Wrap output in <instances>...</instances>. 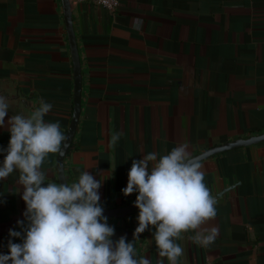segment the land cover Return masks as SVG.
I'll list each match as a JSON object with an SVG mask.
<instances>
[{
  "label": "crops",
  "instance_id": "0c3cea01",
  "mask_svg": "<svg viewBox=\"0 0 264 264\" xmlns=\"http://www.w3.org/2000/svg\"><path fill=\"white\" fill-rule=\"evenodd\" d=\"M72 14L82 112L65 173L68 183L83 171L102 180L104 210L135 202L138 193L125 197L122 189L132 161L149 152L164 155L188 143L196 156L264 134V0H120L115 12L72 2ZM74 87L62 0H0V96L9 102L0 149L9 144L8 119L30 115L40 98L53 105L45 122H59L66 136ZM115 132L121 139L113 145ZM57 160L50 154L42 165L47 181L60 182ZM200 163L217 201L207 225L217 236L205 247L184 234L180 264H264V143ZM17 179L13 173L0 181V254L8 253L9 230L20 231L24 220ZM138 212L107 217L114 241H133ZM154 232L138 234L137 257L168 264Z\"/></svg>",
  "mask_w": 264,
  "mask_h": 264
},
{
  "label": "clouds",
  "instance_id": "9594fccd",
  "mask_svg": "<svg viewBox=\"0 0 264 264\" xmlns=\"http://www.w3.org/2000/svg\"><path fill=\"white\" fill-rule=\"evenodd\" d=\"M52 108L40 98L30 115H12L7 121L10 140L0 149V181L18 173L26 210L24 220L17 221L20 231L9 230L8 253L0 254V264H151L137 257L134 245L138 234L150 227L159 256L168 264H180L184 249L177 241L184 234L193 233L188 239L205 247L215 241L217 229L207 225L217 215V201L188 143L132 161L122 193H138L133 205L139 210L138 227L132 242L126 236L114 241L115 228L100 203L102 180L83 171L76 182L47 181L42 165L50 154L61 152L66 140L59 122L44 120ZM8 113L9 102L0 96V128ZM120 139L121 133L115 132L110 142L115 145Z\"/></svg>",
  "mask_w": 264,
  "mask_h": 264
},
{
  "label": "water",
  "instance_id": "95a60500",
  "mask_svg": "<svg viewBox=\"0 0 264 264\" xmlns=\"http://www.w3.org/2000/svg\"><path fill=\"white\" fill-rule=\"evenodd\" d=\"M63 9H64V16H65V23L66 29L68 32L70 50L72 55V61L74 65V80H75V87H74V113L73 118L66 134V140L62 145L61 152L58 153V160H57V172L59 175L60 183H68V179L65 173V159L70 150L72 143L74 141L78 124L80 121V116L82 112V84H83V77H82V67H81V60L80 54L77 44L76 32L74 29L73 23V14H72V2L71 0H62ZM264 143V134L259 136H253L247 139H237L222 145H218L215 147H210L203 153L194 156L199 162L206 161L212 157L225 153L227 151L236 149V148H243L249 147ZM134 203L129 205L128 207L112 209V210H104V216L106 217H119L125 218L131 214L138 212L139 210L135 208Z\"/></svg>",
  "mask_w": 264,
  "mask_h": 264
},
{
  "label": "built area",
  "instance_id": "2783aa9c",
  "mask_svg": "<svg viewBox=\"0 0 264 264\" xmlns=\"http://www.w3.org/2000/svg\"><path fill=\"white\" fill-rule=\"evenodd\" d=\"M74 3L93 2L111 12H115L120 7V0H71Z\"/></svg>",
  "mask_w": 264,
  "mask_h": 264
}]
</instances>
